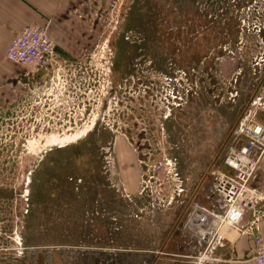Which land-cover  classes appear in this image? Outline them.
Here are the masks:
<instances>
[{"label":"rangeland","instance_id":"374dc122","mask_svg":"<svg viewBox=\"0 0 264 264\" xmlns=\"http://www.w3.org/2000/svg\"><path fill=\"white\" fill-rule=\"evenodd\" d=\"M77 1L66 84L0 101V264H217L183 224L264 124V0Z\"/></svg>","mask_w":264,"mask_h":264},{"label":"built area","instance_id":"2783aa9c","mask_svg":"<svg viewBox=\"0 0 264 264\" xmlns=\"http://www.w3.org/2000/svg\"><path fill=\"white\" fill-rule=\"evenodd\" d=\"M6 58L24 67L52 69L55 73L49 87L42 86L37 98L32 97L34 101L40 94L52 95L59 85L66 84L67 75H71L66 71L67 66L58 59L56 45L46 27L26 25L11 41ZM260 99L264 101V89ZM238 133L244 141L228 151L224 160L225 170L214 173L211 178L208 192L211 205L196 203L183 224L184 232L198 248L199 262L225 246L229 231L246 233L241 227L242 221L250 210L264 201V193L250 189L255 172L264 164V124L248 119L241 124ZM254 242L251 259L264 264V241L256 234Z\"/></svg>","mask_w":264,"mask_h":264},{"label":"crops","instance_id":"0c3cea01","mask_svg":"<svg viewBox=\"0 0 264 264\" xmlns=\"http://www.w3.org/2000/svg\"><path fill=\"white\" fill-rule=\"evenodd\" d=\"M75 1L77 0H0V101L13 100L18 93L25 94L26 100L31 96L36 99L42 86L49 87L51 78L55 76L52 69L21 66L7 60L6 51L13 38L29 24L46 27L51 38L56 39L53 29L58 24L69 27L74 18L71 9ZM75 52L76 48L70 44H61L56 50L58 59L63 64ZM30 90L31 95L27 96ZM205 198L208 200V193ZM256 218H259L257 222ZM241 227L246 233L228 232V242L218 248L217 255L215 254L220 255L217 264H257L251 256L255 247L254 235H259L264 241V203L246 214Z\"/></svg>","mask_w":264,"mask_h":264},{"label":"bare ground","instance_id":"6f19581e","mask_svg":"<svg viewBox=\"0 0 264 264\" xmlns=\"http://www.w3.org/2000/svg\"><path fill=\"white\" fill-rule=\"evenodd\" d=\"M79 135H80V134H79ZM73 136H74V135H73ZM69 138H72V136H70V137L68 136V139H69ZM73 138H74V137H73ZM77 140H78V139H77ZM73 144H74V143H73Z\"/></svg>","mask_w":264,"mask_h":264},{"label":"water","instance_id":"95a60500","mask_svg":"<svg viewBox=\"0 0 264 264\" xmlns=\"http://www.w3.org/2000/svg\"><path fill=\"white\" fill-rule=\"evenodd\" d=\"M56 81V80H55Z\"/></svg>","mask_w":264,"mask_h":264}]
</instances>
